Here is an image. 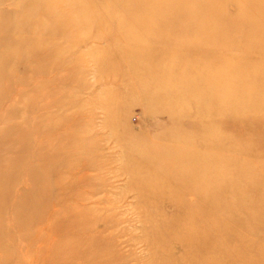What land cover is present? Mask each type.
<instances>
[{"label": "rangeland", "instance_id": "obj_1", "mask_svg": "<svg viewBox=\"0 0 264 264\" xmlns=\"http://www.w3.org/2000/svg\"><path fill=\"white\" fill-rule=\"evenodd\" d=\"M0 33V264H264V0H0Z\"/></svg>", "mask_w": 264, "mask_h": 264}, {"label": "bare ground", "instance_id": "obj_2", "mask_svg": "<svg viewBox=\"0 0 264 264\" xmlns=\"http://www.w3.org/2000/svg\"><path fill=\"white\" fill-rule=\"evenodd\" d=\"M8 39V37L4 39L0 33V45H2V43H7ZM0 61H8L7 57L2 52L0 53ZM11 102L10 92L5 93L0 88V219L3 221L7 218L13 220L17 226H21L26 217L24 210L26 193L24 188L15 189L13 187L14 181L19 178V171L16 172L12 166L17 163L21 164L22 161H17L16 163L15 160L11 158L8 159L6 154L8 155L10 147L15 146L12 141H9L14 137V134L21 133L23 128L21 125L13 124L11 121L12 118H16L17 116V114L11 110ZM2 154H5V157H3ZM15 169L17 168L15 167ZM19 181H21L20 178ZM21 184H23V182H21ZM4 212H10L12 217L5 216ZM8 230L10 231L9 227Z\"/></svg>", "mask_w": 264, "mask_h": 264}]
</instances>
